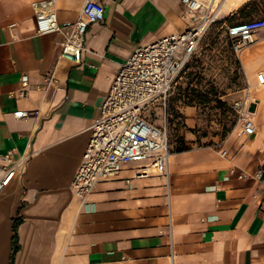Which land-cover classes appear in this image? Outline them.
I'll use <instances>...</instances> for the list:
<instances>
[{
    "label": "crops",
    "instance_id": "0c3cea01",
    "mask_svg": "<svg viewBox=\"0 0 264 264\" xmlns=\"http://www.w3.org/2000/svg\"><path fill=\"white\" fill-rule=\"evenodd\" d=\"M31 1L0 0V151L31 153L0 196V264H171L172 256L174 264H264V181L238 177L264 163V123L259 130L255 119L247 138L172 151L168 182L132 176L139 163L131 162L83 203L70 187L120 66L137 46L192 23L181 0H100L104 18L88 26L76 65L59 58L60 33H36ZM84 2L55 0L58 23L76 19ZM253 45L264 46V28ZM18 110L29 115L13 116Z\"/></svg>",
    "mask_w": 264,
    "mask_h": 264
},
{
    "label": "built area",
    "instance_id": "2783aa9c",
    "mask_svg": "<svg viewBox=\"0 0 264 264\" xmlns=\"http://www.w3.org/2000/svg\"><path fill=\"white\" fill-rule=\"evenodd\" d=\"M182 16L192 15V23L182 30L170 33L146 45L137 46L114 75L105 96L99 116L89 127V137L82 159L70 182L73 195L83 203L97 183L116 179L124 166L139 163L134 177L157 176L168 182L170 149L166 122L156 124L144 115L145 109L167 98L175 87L180 73L196 53L202 36L215 23L221 13V0H181ZM36 33L57 32L60 40L59 58L76 65L86 50L85 34L90 24L104 18V5L100 0H85L79 16L62 24L58 23L55 0H33ZM264 28V17L252 18L226 25L225 34L231 49L241 55L255 33ZM26 84L27 75H22ZM255 86L264 87V68L255 73ZM248 85V91L251 90ZM21 89L19 95H24ZM251 97L235 101L237 115L236 133L247 138L256 132V124L249 111ZM26 110L14 111L17 118L26 117ZM221 155L226 150L220 148ZM31 153L14 157L11 150L0 151V196L18 177L25 174ZM233 172V169L230 170ZM239 178L251 177L264 181V163L253 173L241 171ZM257 197V194H253ZM260 198L264 200V189ZM173 263V256L171 257Z\"/></svg>",
    "mask_w": 264,
    "mask_h": 264
},
{
    "label": "rangeland",
    "instance_id": "374dc122",
    "mask_svg": "<svg viewBox=\"0 0 264 264\" xmlns=\"http://www.w3.org/2000/svg\"><path fill=\"white\" fill-rule=\"evenodd\" d=\"M230 13L220 14L202 36L165 105L159 101L144 111L154 123L166 122L170 152L182 142L189 147L218 148L228 144V139L239 138L234 102L246 95L256 96V89L264 92V87L254 86L256 71L264 67V46L253 45L254 41L245 46L239 56L231 49L225 34L226 25L264 16V0H248L228 18ZM249 84L254 86L250 91ZM189 106L192 110H188ZM249 111L255 112L252 116L260 130L264 123V101L251 103Z\"/></svg>",
    "mask_w": 264,
    "mask_h": 264
},
{
    "label": "trees",
    "instance_id": "16d2710c",
    "mask_svg": "<svg viewBox=\"0 0 264 264\" xmlns=\"http://www.w3.org/2000/svg\"><path fill=\"white\" fill-rule=\"evenodd\" d=\"M240 9V8H239ZM238 9V10H239ZM237 10V11H238ZM233 14H234V12H232V13H230V16H228V18H230L231 16H233ZM261 17H264V16H261ZM255 18H259V17H255ZM250 19H252V18H250ZM245 20H247V19H245ZM227 37V36H226ZM230 41V40H229ZM187 90L186 89H184V92H186ZM189 94V92L187 93V96H189L188 95ZM189 148V146L188 145H186V143L185 142H182L179 146H177L175 149H174V151H182V150H186V149H188ZM17 224H18V221H15V225H14V235H13V255H12V260H13V258H14V253L17 251V249H18V247H19V245H18V241H17V232H16V227H17Z\"/></svg>",
    "mask_w": 264,
    "mask_h": 264
},
{
    "label": "bare ground",
    "instance_id": "6f19581e",
    "mask_svg": "<svg viewBox=\"0 0 264 264\" xmlns=\"http://www.w3.org/2000/svg\"><path fill=\"white\" fill-rule=\"evenodd\" d=\"M216 1H219V0H216ZM235 2H239V0H221V13H222V8H224L223 6H225V5H232L233 3H235ZM224 11V10H223ZM191 17H192V15H191ZM255 41V36H253L252 37V39H251V41L249 42V44L250 43H253ZM247 45H248V43H247ZM251 101H253L252 100V97H251ZM253 103H255L254 101H253ZM252 114H254V112H252Z\"/></svg>",
    "mask_w": 264,
    "mask_h": 264
}]
</instances>
